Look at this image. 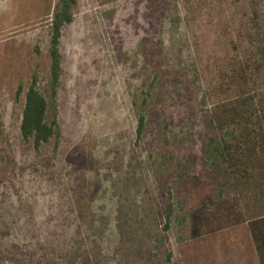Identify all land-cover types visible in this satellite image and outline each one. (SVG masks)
<instances>
[{
    "label": "rangeland",
    "instance_id": "obj_1",
    "mask_svg": "<svg viewBox=\"0 0 264 264\" xmlns=\"http://www.w3.org/2000/svg\"><path fill=\"white\" fill-rule=\"evenodd\" d=\"M210 1L76 0L59 40V140L35 151L19 125L33 73L48 98L56 0H0V264H182L191 175L239 197L246 217L264 213V185L204 164L202 97L226 48L213 40L230 35L215 15L234 29L241 12V0Z\"/></svg>",
    "mask_w": 264,
    "mask_h": 264
},
{
    "label": "trees",
    "instance_id": "obj_2",
    "mask_svg": "<svg viewBox=\"0 0 264 264\" xmlns=\"http://www.w3.org/2000/svg\"><path fill=\"white\" fill-rule=\"evenodd\" d=\"M262 2L264 0H241V12L236 15L234 29L229 27L228 17L215 15L216 26L222 24L230 35L227 39L222 32L224 38L214 37V43L226 48L208 72L210 80L202 97V102L208 105L207 124L212 129L203 150L204 164L217 170L221 163L236 187L239 184L256 189L264 185ZM75 4L76 0H56L52 11L48 98L38 88L36 73L31 75L24 93L19 132L22 141L31 143L35 151L51 140L55 143L59 140L55 102L61 76L59 40L62 28L73 20ZM207 16L213 19L214 15ZM153 82L155 78L150 85ZM21 92L19 83L16 98ZM143 94L140 104L133 103L137 116L135 144L145 127L144 106L149 91ZM187 187V239L179 247L182 264H264V213L246 217L239 197L215 198L208 181L198 175L188 178ZM170 214L169 205L164 215L167 223Z\"/></svg>",
    "mask_w": 264,
    "mask_h": 264
}]
</instances>
